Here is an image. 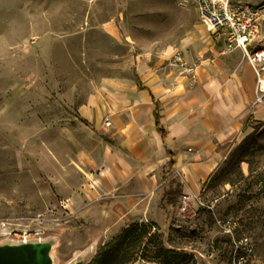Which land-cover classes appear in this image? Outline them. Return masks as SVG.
Instances as JSON below:
<instances>
[{
  "label": "rangeland",
  "instance_id": "374dc122",
  "mask_svg": "<svg viewBox=\"0 0 264 264\" xmlns=\"http://www.w3.org/2000/svg\"><path fill=\"white\" fill-rule=\"evenodd\" d=\"M255 43L264 46V22ZM225 45L185 0H0V245L30 237L53 245V264H92L138 223L149 233L114 264H264V106L252 101L239 135L218 144L215 173L185 194L127 85L162 75L183 94L220 69ZM176 51L196 82L169 67Z\"/></svg>",
  "mask_w": 264,
  "mask_h": 264
},
{
  "label": "crops",
  "instance_id": "0c3cea01",
  "mask_svg": "<svg viewBox=\"0 0 264 264\" xmlns=\"http://www.w3.org/2000/svg\"><path fill=\"white\" fill-rule=\"evenodd\" d=\"M234 51L226 54L219 70L210 66L207 73L200 75L203 82L183 94L170 88L171 80L162 75H146L141 79L136 75L142 89L136 80L127 84L136 87L143 100L140 107L145 122L143 135L160 144L169 161L167 153L173 155V168L181 176L185 194H198L215 173L225 158L218 144L233 142L242 130L243 117L251 111L255 77L242 60V52ZM155 107L166 133L163 140L155 128ZM127 108L136 110L129 98Z\"/></svg>",
  "mask_w": 264,
  "mask_h": 264
},
{
  "label": "built area",
  "instance_id": "2783aa9c",
  "mask_svg": "<svg viewBox=\"0 0 264 264\" xmlns=\"http://www.w3.org/2000/svg\"><path fill=\"white\" fill-rule=\"evenodd\" d=\"M194 5L199 20L213 40L222 39L227 52L239 49L253 71L255 77L254 106H264V46L257 47L261 24L264 22V3L257 6L233 4L232 0H185ZM255 48L254 51L251 49ZM168 65L186 80L196 82V67L190 64L184 54L176 51L168 59ZM110 122H104L105 127ZM191 196H182L187 202ZM226 233H231L235 225L226 220L222 224ZM30 238V237H29ZM27 237L22 242L28 241ZM246 244V241H245Z\"/></svg>",
  "mask_w": 264,
  "mask_h": 264
},
{
  "label": "trees",
  "instance_id": "16d2710c",
  "mask_svg": "<svg viewBox=\"0 0 264 264\" xmlns=\"http://www.w3.org/2000/svg\"><path fill=\"white\" fill-rule=\"evenodd\" d=\"M137 85L140 89H142V86L137 78H135ZM154 119H155V128L157 132L160 134L162 140L165 139L166 133L163 130V128L160 125L159 122V114H158V108L155 107L154 111ZM168 156L170 157L169 165L171 167L174 166V162L172 160L173 155L168 152ZM182 193V189L180 184H176L175 187L167 192L165 195L168 197L167 204L174 206L177 203V199ZM165 201L163 199L161 203H159V207L163 209L162 203ZM148 228L144 224H132L130 227L125 229L123 233L118 236L113 243L107 245V247L104 248V250L95 257V259L92 261V264H114L120 258L121 253L123 252L124 246L127 245V262L130 260V253L132 250H135V247L141 242V239L147 235L149 232L147 231ZM194 262L198 264V260L196 258V255H193Z\"/></svg>",
  "mask_w": 264,
  "mask_h": 264
},
{
  "label": "water",
  "instance_id": "95a60500",
  "mask_svg": "<svg viewBox=\"0 0 264 264\" xmlns=\"http://www.w3.org/2000/svg\"><path fill=\"white\" fill-rule=\"evenodd\" d=\"M53 245L45 241L14 242L0 245V264H53L51 251ZM198 264H207L202 258ZM79 260L74 264H86Z\"/></svg>",
  "mask_w": 264,
  "mask_h": 264
}]
</instances>
